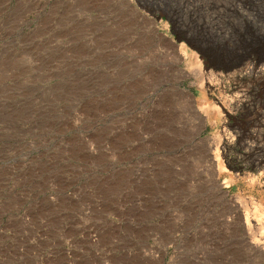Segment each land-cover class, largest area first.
<instances>
[{
    "label": "rangeland",
    "instance_id": "rangeland-1",
    "mask_svg": "<svg viewBox=\"0 0 264 264\" xmlns=\"http://www.w3.org/2000/svg\"><path fill=\"white\" fill-rule=\"evenodd\" d=\"M0 264H264V0H0Z\"/></svg>",
    "mask_w": 264,
    "mask_h": 264
},
{
    "label": "water",
    "instance_id": "water-1",
    "mask_svg": "<svg viewBox=\"0 0 264 264\" xmlns=\"http://www.w3.org/2000/svg\"><path fill=\"white\" fill-rule=\"evenodd\" d=\"M187 44L189 45L190 48H192L193 50H195L197 53L199 54H202L200 49L196 48V47H193L189 42H187ZM241 63H234L226 68H223V69H219V68H214L216 70H222L223 72L227 73V72H231L235 69H237L238 67H240Z\"/></svg>",
    "mask_w": 264,
    "mask_h": 264
}]
</instances>
